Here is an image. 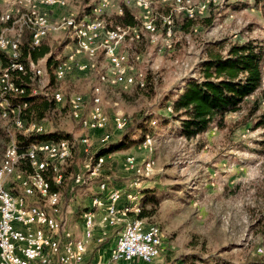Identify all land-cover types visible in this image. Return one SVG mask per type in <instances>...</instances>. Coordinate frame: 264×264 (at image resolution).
Returning <instances> with one entry per match:
<instances>
[{"label": "rangeland", "instance_id": "rangeland-1", "mask_svg": "<svg viewBox=\"0 0 264 264\" xmlns=\"http://www.w3.org/2000/svg\"><path fill=\"white\" fill-rule=\"evenodd\" d=\"M41 1L0 0V33L2 39L13 46L15 30H5L10 24L1 21L3 16L11 21L23 13H41L48 17L55 30L41 40L50 49L41 59L46 61L45 80L43 74L31 84L29 100L48 99L47 96L61 93L62 89L59 102L68 107H63L61 112V106L51 103V111L40 120L41 125L35 123L38 127L30 129L29 135L43 132L45 135L57 130L70 136L65 138L70 139L73 148L75 139H86V144L80 140L81 150H88L92 141L90 160L88 152L76 151L75 147L69 158L73 159L72 164L66 162L62 166L65 176L57 203L61 205L63 194L64 208L56 217V227L63 217L71 229L70 237L74 241L83 240L81 224L85 215L91 213L93 223H98L99 219V204H92L93 211H89V200L105 199V190L99 186L103 182L99 181L109 178L116 186L127 187L137 174L144 176L139 188L124 189L127 198L123 209H132L133 214L126 213L120 230L134 221L160 228L161 254L150 264H245L253 256L264 258L261 236L264 126H256L264 109V19L254 0H207V8L196 16H189L192 23L188 22L187 15H195V9H201L205 0H106L102 8L99 7L101 0H63L64 9L37 11L33 3L44 7ZM124 6L137 20V28L115 27L119 25L118 17L122 16ZM86 23L95 26L91 30L93 39L87 48L81 49L75 31L83 29ZM98 23L114 33L128 30L118 49L131 60L132 66H126L124 74H132L134 68L137 75L143 76L131 79L126 88L119 86L122 84L113 85L107 79L113 72L111 58L101 46L105 32ZM246 43L259 47L263 53L260 87L244 100L237 112L225 115L218 127L213 123L197 136L183 137L172 102L189 81L203 80L205 62L226 58L232 47ZM57 62L70 67L60 81L52 76ZM48 64L50 76L46 72ZM77 93L81 94L79 98ZM72 99L79 107L86 105L84 118H98L97 104H102L110 119L119 115L131 120L137 115L145 121L140 130L128 135L125 149L94 163L100 150L121 141L124 134L116 125L114 129L110 125L108 132L112 140L100 147L99 133L79 129L69 118L73 114ZM1 122L0 129L7 135L6 146L28 129L10 128L9 120ZM5 150L0 154V165ZM126 156L133 158L135 174L124 170L123 164L128 167ZM22 165L27 167L22 163L19 171L24 168ZM85 165L93 173H102V177L94 176L74 188V173ZM9 186L14 189L13 194H19L15 190L16 183L10 181ZM52 237L58 243L59 229ZM115 238L116 230L106 229V238L89 247V258H107ZM184 260L186 262H182Z\"/></svg>", "mask_w": 264, "mask_h": 264}, {"label": "built area", "instance_id": "built-area-1", "mask_svg": "<svg viewBox=\"0 0 264 264\" xmlns=\"http://www.w3.org/2000/svg\"><path fill=\"white\" fill-rule=\"evenodd\" d=\"M104 1L106 4V0ZM33 5H37V11H41V8H48L50 10L55 8V4H52L50 7H40L39 3L34 2ZM207 7V0H205L203 7L201 9H195V15H187V18L189 19V16H196L197 12H202L203 8ZM172 19L173 17H171V23ZM135 34L137 35V32ZM118 56H125V52L118 51ZM8 59H10L11 63H21L23 66L22 53H16V47L8 53ZM34 63L35 70L33 73H36L37 69H44L43 80H45L46 61ZM130 63L131 60L126 57V64L124 66H132ZM67 68H70L68 64ZM6 72L3 71V80L4 73ZM141 76L143 75H137V72H134V68L133 73L130 75H122V68H113V77L107 79L113 80L115 77H123V84L119 86L126 88V84L131 79H139ZM32 88L33 86H30V94L32 93ZM61 94L62 89L61 93H57L56 96H47V98L50 102H55L61 106L62 112L63 107L68 106L59 102V95ZM79 95L81 94L77 93V98H79ZM16 97H18L17 92H15V95L6 96L7 100L15 99V110L17 109ZM85 109L86 105L84 107L73 108V114L69 115V118L78 125L79 129H93V132L100 133V147L103 146V143L112 140V135L108 132L110 125L112 129H114V125H121V132L127 125V119L125 117L114 115L110 119L102 104H97L98 118L85 119ZM22 134L23 137L31 136L29 135V129L22 131ZM59 140L57 139L55 142L40 145L23 146L22 144V147H14L13 157L20 155V148H30L31 151H35V168L26 169L24 167L18 172V176H21V184L15 190L18 193H22V199H28V205H36L37 210H43V219L40 225H32V217L30 213H27V208H21V200L9 199L7 196H2L0 190V211H7V218H0V264H65L68 259V254H75V264H150L158 259L162 250V232H160V228L135 226L131 236H124L120 235L121 223L116 221L117 212H129L133 214L132 209L123 210V201L127 198L124 197V189L127 187L139 188L141 184L140 179L144 177L133 173V166H135L133 161L132 167H125L123 164L125 171L133 173L136 176L135 179L128 183L127 187L116 186L109 178H103L99 181L103 182L105 199H102L100 202H92L89 200L88 205L99 204V219L98 223H90L89 220H82V243L69 242V230L71 229L69 228L67 219L64 220L62 217L61 223L56 227V229L60 230V240L57 243V249L47 250L48 222L52 214L62 213L64 196L62 194L61 205H54L51 191L46 190V178H53L56 181V185H58L62 163L71 162L72 164L73 159L59 160L49 157L48 164H40L38 150L39 146H46L47 149L55 148L60 150ZM80 140L75 139L76 151L88 152V160H90L93 154L92 141L91 147L88 150H81ZM125 159H129V157L126 156ZM28 174L39 175L40 183L28 181ZM94 176L102 177V173L91 172L88 170L87 165L80 166L79 171L74 173L72 179L74 188L86 184ZM68 208L66 209L68 210ZM108 228L116 230V238L111 244L107 258L97 256L90 259L88 254L89 247L97 245L104 240L106 238V229ZM97 232L99 233L96 234Z\"/></svg>", "mask_w": 264, "mask_h": 264}, {"label": "trees", "instance_id": "trees-1", "mask_svg": "<svg viewBox=\"0 0 264 264\" xmlns=\"http://www.w3.org/2000/svg\"><path fill=\"white\" fill-rule=\"evenodd\" d=\"M254 5L259 7L264 19V0H254ZM118 21L119 25L115 26L116 28L138 27L137 20L125 6L122 9V16L118 17ZM188 22L192 23V19H188ZM108 28L116 29L111 27ZM15 47L16 53H22L23 66L21 63H11L10 59H8V55L0 52V75L4 70H7L12 85V91L4 94L0 100L7 101L10 107L14 108L15 99L7 100L6 96L15 95V92H17L18 97H16V104L17 107L20 108L23 122L26 125L31 123L41 125L39 123L40 120L52 109L51 103H53L55 107L56 105L45 97L43 100H40L39 97L29 100L30 86L35 81L30 65H35L34 62H38L47 56L50 49L43 43L38 45L34 44L31 40V33L27 30L22 33ZM262 57L263 53L259 47L252 43H246L241 46L232 47L226 58L213 59L205 62L203 65V80L189 81L178 97L172 102V109L175 114H177L176 118L179 121L181 135L188 139L197 136L205 132L213 123L218 127L222 123L225 115L237 112L244 100L253 95L260 87L262 81ZM13 64L21 65L23 71H11ZM49 71L50 66L48 64L47 72L50 76ZM72 74L73 73H71V75ZM30 96H32V93ZM24 104L26 108L23 109ZM29 114L31 115L30 118L26 116ZM144 121L143 119H138L137 115L133 116L131 120L127 119L125 129L120 132L124 134L123 139L121 141H114L109 145H107L109 142L103 144L102 147L105 145H107V147H104L97 153L94 163H97L100 158L108 156L111 153L125 149L126 144L124 141L128 138V135H133L140 130ZM256 126H264V109L258 117ZM43 133L31 134V136L28 137L17 134L16 147H22V144L23 146H30L36 142H55L57 139L70 140L66 139L70 138L68 134L63 133V135L57 130L45 135H43ZM6 142L7 135L3 129H0L1 155H3L5 147H7ZM27 149L28 148H20V155L25 154ZM22 163L27 166L25 168L29 169L25 158L20 159L18 168ZM64 176L65 173L63 171V177ZM63 181L61 184L56 185L53 178H46V190L51 191L52 195H57L60 193ZM9 190L13 192L11 187H9ZM85 210L87 211L88 209ZM138 217L140 218L142 215H138ZM261 236L264 244V222L261 226ZM182 262H186V260ZM245 264H264V258L253 256L248 259Z\"/></svg>", "mask_w": 264, "mask_h": 264}, {"label": "bare ground", "instance_id": "bare-ground-1", "mask_svg": "<svg viewBox=\"0 0 264 264\" xmlns=\"http://www.w3.org/2000/svg\"><path fill=\"white\" fill-rule=\"evenodd\" d=\"M41 4L44 7H50L52 6V4H55V7L63 8V9L66 6V3L63 0H42ZM106 4L104 0H101L99 7L100 8L105 7ZM1 21L4 22L5 24H8V23L10 24V27L5 28L6 31L15 30V34L13 37V46L9 44V42L6 39L3 40L1 37L2 34L0 33V52L5 53L7 55L8 53H10V51H13L15 49V46L18 44L20 37L25 30L31 33V40L33 42L41 33H45V32L55 29V27H53V25L50 23L48 17L41 13L40 14L23 13L17 19L12 20V21L10 20L8 16H3V18H1ZM97 26L102 29L103 33L105 32L103 39H102L101 46L104 48L105 54L111 58L112 71H113V68H122V75H125L124 73L126 71V66L124 65L126 64L127 56L126 55L118 56V49H119L121 42L127 37L128 30H122V31L114 33L110 31H106L99 23L97 24ZM94 27H95L94 24L86 23L83 29L75 31L79 48L81 49L87 48L91 44L92 39H93V38L91 39V30ZM89 52H92V50H89ZM70 59L72 58L70 57ZM30 68L33 73V71L35 70V65L31 64ZM4 71H7V70H4ZM11 71L20 72V71H23V69L21 65L13 64ZM58 73H63V74H58ZM43 74H44V69H37L36 73H33L34 80L39 79V77H41ZM52 74L55 80H58V81L62 80L64 78V75L67 74L66 64L64 62H57V64H55L54 66ZM112 77H113V72H112ZM0 79H1L0 98H2L4 94H6L9 91H12V85H11L10 78L7 72L4 73V80H3V72L0 75ZM110 83L113 85L123 84V77H115L113 78V80L110 81ZM56 95L57 93H55L52 96H56ZM60 100H61V95H59V101ZM97 102H98V99H95L94 103H97ZM70 103H71L70 105L72 106V109L79 107V105L76 104L74 99L70 100ZM24 108H26L25 104L23 105V109ZM85 119H91V118H85ZM7 120L10 121L9 127L15 128L17 130L24 129L25 127L28 128L29 130L35 129L38 127L35 123H31L28 126H25V123L23 122V119L21 117L20 108L17 107V109L15 110V108L10 107L7 101L0 100V122L1 121L7 122ZM116 127L119 129V131H121V125H116ZM5 129H6V126H5ZM8 129L9 128L7 127V130ZM86 130H93V129H86ZM31 134H37V133H31ZM50 142H54V141L36 142L31 145H40V144H45V143H50ZM81 142L83 144H86L87 140L82 139ZM71 143L72 142L68 140H60L59 141L60 150H57L55 148L47 149L46 146H39L38 158H40V164H48L49 157H53L59 160L69 159L72 148H73ZM144 144L147 145L145 142ZM14 147H16L15 138L14 140H11L10 143L8 144L5 154L3 156V163L0 165L1 195L7 196L9 199L21 200V208H27V213H30V216L32 217V225H40L43 219V210H37L36 205H28V199H22V193L15 195L13 194V192L9 190L10 181H13L14 183H16L17 187L19 184H21V176H18V172H19L18 164L21 158L26 159L29 169L35 168V160H34L35 151H31L30 148H28L25 154L13 157ZM126 161H127L128 167L132 166V161L134 163L133 158H129ZM65 163L66 162H63L62 166ZM62 166H61V176L58 179V184H61V182L64 180ZM94 170H97V167H95ZM28 181H31L33 183H40V176L37 174H28ZM54 182L56 183L55 180ZM99 186L101 190H105L103 189V184ZM57 199H58V195H52V201H54V205H58ZM96 201H97L96 199L93 200V202H96ZM123 210H127V209H123ZM126 213L127 212H117L116 221H118L119 223L124 222ZM58 214L59 213L52 214L48 222L47 250L52 245V240H53L52 234L56 230V217L58 216ZM0 218H7V211H0ZM85 220H89L90 223H93L92 214L89 213L85 215ZM135 226L145 227V228H158L153 225L145 226L143 222L141 221H134L131 224H127L123 228H121L120 235L131 236V234L133 233V230L135 229ZM69 242L82 243L81 240L74 241L70 237V235H69ZM65 264H75V254H68V259L66 260Z\"/></svg>", "mask_w": 264, "mask_h": 264}, {"label": "crops", "instance_id": "crops-1", "mask_svg": "<svg viewBox=\"0 0 264 264\" xmlns=\"http://www.w3.org/2000/svg\"><path fill=\"white\" fill-rule=\"evenodd\" d=\"M55 30V29H54ZM51 31H53V30H51ZM50 31H48V32H45V33H41L34 41H33V43L34 44H36V45H38V44H40L41 43V40L43 39V38H45L46 36H47V34L49 33ZM41 61V60H40ZM40 61H38V62H40ZM47 69V68H46ZM14 190V189H13ZM93 199H91V201H92ZM95 205V204H94ZM98 210H99V208H98ZM89 211H93V209H92V205H90V207H89ZM91 214V213H90ZM124 221H125V219H124ZM60 231V230H59ZM70 231V230H69ZM73 235V234H72ZM83 235V234H82ZM75 238V237H74ZM82 238V237H81ZM80 238V239H81ZM75 239H77V238H75ZM82 241V240H81ZM57 249V243L55 242V241H53L52 240V245L49 247V249L48 250H56Z\"/></svg>", "mask_w": 264, "mask_h": 264}]
</instances>
